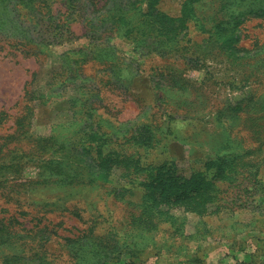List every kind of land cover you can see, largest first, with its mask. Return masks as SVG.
I'll list each match as a JSON object with an SVG mask.
<instances>
[{"label":"rangeland","instance_id":"rangeland-1","mask_svg":"<svg viewBox=\"0 0 264 264\" xmlns=\"http://www.w3.org/2000/svg\"><path fill=\"white\" fill-rule=\"evenodd\" d=\"M112 4L0 0V264H264V0Z\"/></svg>","mask_w":264,"mask_h":264},{"label":"trees","instance_id":"trees-1","mask_svg":"<svg viewBox=\"0 0 264 264\" xmlns=\"http://www.w3.org/2000/svg\"><path fill=\"white\" fill-rule=\"evenodd\" d=\"M113 1V4L111 7H105L107 6L108 2H105V6H94V10L95 11H98L99 13H97V17L98 19L99 18H102V20L99 22V23H94L92 21H90V24L87 25V30L85 32V36L87 37H90L91 38V43L95 41V39H98L100 38L103 34H105L106 36H110L114 33H119L120 32H132L133 31V28L129 29L127 28V22H125V24H122L121 23V19L124 18V13H126L129 9V6L132 7V8H138L140 6L139 2L141 0H131V3L130 4H127V3H123V0H112ZM103 7V8H102ZM103 9H108L106 12L102 11ZM73 11H75L73 9ZM110 19L112 20V24H105L106 23V19ZM100 23H102V25H100ZM105 24V25H104ZM66 28L68 27V33L66 34V39H68V42L69 41H72V39L70 38L71 36H73V32L72 30L70 31V26H71V23H68V22H65V25H64ZM56 33H59L58 31ZM60 35H63V34H60ZM55 37H57V35L55 34ZM63 37H59V40L58 42L61 44L63 43ZM79 51H82L83 49L82 48H79L78 49ZM97 47H96V43L93 44V47L91 48V53L92 54H95V52L97 51ZM70 51V50H69ZM68 51V52H69ZM66 52V53H68ZM65 53V54H66ZM78 75V74H77ZM71 77L75 78V73L74 71L72 72L71 74ZM77 78V77H76ZM79 94L75 96L76 98V101L78 102L81 98V94L82 92H78ZM93 100V99H92ZM91 104H86L87 105V108L88 110H91L90 113H89V116H93L94 113L93 111H96L98 106H94L92 104V102H90ZM72 107V105H71ZM97 127H99V123H97ZM100 130H98V128L94 129L92 131V127H91V132H93L94 134L98 135L99 137L104 135V133H100L98 132ZM48 139V138H47ZM64 143H66L65 141H59L58 143L56 142H47L46 144H44V147H42V149L44 151H49V150H53V149H56V150H61V149H65L64 147ZM84 142H82V146H83ZM55 150H53L54 152ZM185 193V192H184ZM171 194V193H169ZM198 211V210H196ZM125 253H129L131 256H133V253L131 251H125ZM111 254V253H110ZM123 255V253L121 254V252L118 254L117 257L115 256H106L103 260H102V263L101 264H106L107 262H112L114 263L115 259L119 260V257H121ZM252 256V255H251ZM254 256V255H253ZM130 257V256H129ZM132 261V260H131Z\"/></svg>","mask_w":264,"mask_h":264}]
</instances>
